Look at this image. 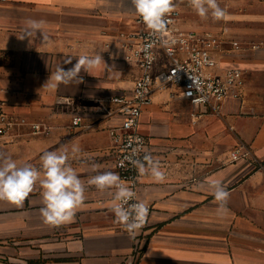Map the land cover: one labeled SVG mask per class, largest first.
Wrapping results in <instances>:
<instances>
[{
    "label": "crops",
    "instance_id": "1",
    "mask_svg": "<svg viewBox=\"0 0 264 264\" xmlns=\"http://www.w3.org/2000/svg\"><path fill=\"white\" fill-rule=\"evenodd\" d=\"M224 1L227 37L264 43V0ZM136 16L131 0H0V100L9 113L51 129L39 136L17 129L0 137V153L39 169L45 151L77 144L81 155L71 163L86 185L84 205L70 224L43 222L38 184L22 207L0 201V264H264V170L230 159L243 144L264 161V46L224 61L245 72V87L220 114L166 94L154 97L141 131L166 179L142 176L139 198L152 213L135 236L117 231L108 193L87 186L97 174L93 164L116 173L109 130L118 119L108 113L111 99L130 94L140 75L123 47L124 36L139 30ZM27 20L44 27L21 39ZM97 53L104 63L91 74L82 70L81 83L43 89L59 64L68 69L75 57ZM60 98L71 105L58 106ZM75 117L82 118L80 127H72ZM210 179L230 193L224 218L216 215Z\"/></svg>",
    "mask_w": 264,
    "mask_h": 264
},
{
    "label": "built area",
    "instance_id": "2",
    "mask_svg": "<svg viewBox=\"0 0 264 264\" xmlns=\"http://www.w3.org/2000/svg\"><path fill=\"white\" fill-rule=\"evenodd\" d=\"M176 10L168 17L167 31L161 36L151 33L139 16V30L124 36L127 50L125 61L140 70L130 94L111 99L110 118H117L116 126L109 130L115 145L113 156L116 173L133 187L139 198L142 176L132 160L151 155L148 137L141 131L144 112L153 104L154 97L166 94L170 100H182L196 108L208 109L220 114L228 100L242 98L245 72L239 68L225 67L224 61L250 48L256 50L264 43H243L227 35L198 32L182 24V10L190 8L186 0H175ZM72 101L60 98L58 106H70ZM82 118L72 119V127H80ZM17 129H26L29 135H49L50 128L43 123L30 122L26 118L9 113L0 100V137L12 136ZM134 150L136 152L134 153ZM232 163L249 161L257 170H264L250 147L239 145L231 151ZM264 196V188L262 191ZM144 223L146 225L152 208ZM141 227V228H143ZM140 228V229H141ZM139 229V230H140ZM117 231L129 234L119 225Z\"/></svg>",
    "mask_w": 264,
    "mask_h": 264
},
{
    "label": "clouds",
    "instance_id": "3",
    "mask_svg": "<svg viewBox=\"0 0 264 264\" xmlns=\"http://www.w3.org/2000/svg\"><path fill=\"white\" fill-rule=\"evenodd\" d=\"M183 2V0H182ZM187 5L202 20L211 19L214 22L225 21L230 13L227 7H222L220 0H186ZM135 13L146 28L153 34L163 35L167 31L168 17L176 10L175 0H131ZM26 29L21 39L41 33L43 21L27 20ZM72 58L64 63L71 64ZM76 63L68 69L59 64L51 73L43 89L54 91L60 84L73 81L82 82L81 71L91 74L102 62L99 53L95 55L81 54ZM136 150H134V153ZM81 155L79 145L73 144L71 149L62 147L54 151H45L40 157L38 169L29 162L18 163L11 155L0 153V201H6L17 207H22L25 200L34 191L37 184L41 189L42 204L40 215L43 222L52 226L70 224L75 221L76 213L85 202L86 185L79 177L71 161ZM141 176L149 175L161 183L166 179L159 160L150 154L132 160ZM92 175L87 180V186H94L100 192H107L111 197L109 211L114 214V223L121 225L131 236H135L143 227L149 214L146 201L139 200L132 186L123 181L112 171L99 172V165L93 164ZM209 194L216 204V215L227 216L230 193L219 179L207 182Z\"/></svg>",
    "mask_w": 264,
    "mask_h": 264
},
{
    "label": "rangeland",
    "instance_id": "4",
    "mask_svg": "<svg viewBox=\"0 0 264 264\" xmlns=\"http://www.w3.org/2000/svg\"><path fill=\"white\" fill-rule=\"evenodd\" d=\"M222 7L226 6V1L220 0ZM182 21L181 24L191 30L198 32H208L217 35H228L227 32V22L219 21L214 22L210 18L207 20H202L191 8H185L182 10Z\"/></svg>",
    "mask_w": 264,
    "mask_h": 264
}]
</instances>
